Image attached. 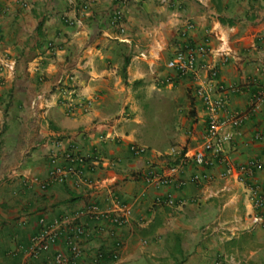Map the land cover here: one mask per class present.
I'll return each mask as SVG.
<instances>
[{
	"label": "crops",
	"instance_id": "obj_1",
	"mask_svg": "<svg viewBox=\"0 0 264 264\" xmlns=\"http://www.w3.org/2000/svg\"><path fill=\"white\" fill-rule=\"evenodd\" d=\"M184 45L202 47L195 76L166 66ZM4 56L14 69L0 68V264H53L68 228L25 257L38 218L90 203L103 213L77 219L86 234L68 264H264V222L251 220L264 203L252 208L248 192L264 183V100L248 109L264 89V0H0ZM209 63L212 95L225 100L219 114L245 113L239 126L222 127L234 133L222 155L258 166L241 179L219 177L224 163L188 158L168 182H147L148 169L176 161L169 146H199L206 115L194 86L208 82ZM64 151L79 157L91 184L48 176L50 157L67 163ZM166 194L182 203L155 201ZM114 197L128 207L119 225L109 220Z\"/></svg>",
	"mask_w": 264,
	"mask_h": 264
},
{
	"label": "built area",
	"instance_id": "obj_2",
	"mask_svg": "<svg viewBox=\"0 0 264 264\" xmlns=\"http://www.w3.org/2000/svg\"><path fill=\"white\" fill-rule=\"evenodd\" d=\"M48 45H51L48 42ZM202 47L192 48L189 45H184L181 48L174 50L172 55L166 60V66L174 69L178 74L192 73L196 75L195 65V53L201 51ZM3 67L7 73H12L14 69V59L0 57V68ZM208 75V82L197 83L194 86V94L200 99L203 109L206 115V124L203 131L202 139L199 146L192 152H181L174 146H169L166 154L174 155L177 153L176 161L165 168V172L156 173L153 169H148L144 175V179L147 182L152 183H166L171 179L172 173L179 169L180 164L188 158L196 165H212L215 162L224 163L223 168L218 171L219 177H225L235 173L238 179H241L243 173L250 174L253 168L258 166V160L255 157L248 158L243 163H238L236 166L227 162L224 155H222L223 142L230 140L234 133L231 129L222 130L225 124L230 125L232 128L237 127L242 122L245 113L243 111L232 110L220 115L219 112L224 110L225 100L221 95H212V88L209 84V79L215 75V65L212 63L204 65ZM230 88L235 89L230 85ZM264 100V89H258L254 91L248 100V109L256 110L259 103ZM254 137L259 138L261 132L259 130L254 131ZM130 149L134 153H142L145 151V146L131 144ZM62 157L67 160L65 164L56 163L57 156L50 157L52 166L48 169V176L54 180H63L67 176H75L82 182L91 184L94 180L84 173L81 166L75 164L78 156L74 155L70 151H64ZM98 163L105 165L111 164V161L106 158H96ZM198 175H192V179H197ZM249 199L252 208L258 209L264 203V183L259 187L250 186L248 188ZM156 202H163L166 205H180L182 202L179 200L175 202L172 196L166 194L165 197H155ZM113 207L115 212L110 216L109 220L114 225L123 223L128 213V207L120 203L117 198H112ZM103 212L99 211L96 204L90 203L84 208L76 209L71 213H65L49 220H46L43 216L37 220L38 229L29 236V241L24 248L25 257H33L42 251L48 250L55 241L59 238L60 232L64 228L66 230L65 239L67 241V248L56 249L51 256L53 264H68L70 258L78 256L81 252L80 246L77 242V237L86 234L82 223L77 219L81 215H91L93 217H99ZM252 221L264 222V215L259 213L252 214ZM26 264V263H23Z\"/></svg>",
	"mask_w": 264,
	"mask_h": 264
}]
</instances>
